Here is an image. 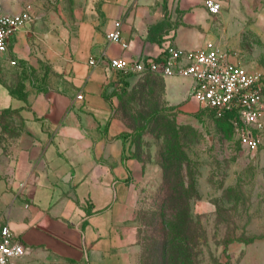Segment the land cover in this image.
I'll return each mask as SVG.
<instances>
[{"label":"rangeland","instance_id":"374dc122","mask_svg":"<svg viewBox=\"0 0 264 264\" xmlns=\"http://www.w3.org/2000/svg\"><path fill=\"white\" fill-rule=\"evenodd\" d=\"M206 1L210 45L264 74V0H214L221 6L215 15ZM28 6L32 21L22 34L29 59L0 63V81L23 99L66 81L60 66L76 61L81 27L73 0H0L6 10ZM95 11L100 27L101 10ZM61 30L71 37L61 39ZM93 56L91 49L88 63ZM164 84L158 75L114 72L103 85L125 156L139 164L127 182L137 263L264 264V131L262 145L251 151L240 144L234 118L199 107L184 113L168 102Z\"/></svg>","mask_w":264,"mask_h":264},{"label":"crops","instance_id":"0c3cea01","mask_svg":"<svg viewBox=\"0 0 264 264\" xmlns=\"http://www.w3.org/2000/svg\"><path fill=\"white\" fill-rule=\"evenodd\" d=\"M73 3L81 27L76 61L60 66L66 81L56 80L24 99L0 81V224L9 225L27 249L21 264H138L127 182L137 177L139 164L125 156V142L103 98L107 75L101 66L89 65L88 54L93 49L94 56L107 51L127 60L158 57L169 42L184 50L203 49L213 42L205 32L210 16L204 0ZM178 9L185 12L178 15ZM115 20L122 24L126 49L107 40ZM24 31L13 40L10 58L29 59ZM60 37L71 36L61 30ZM164 83L172 106L184 113L202 110L191 96L192 78L167 76ZM81 92L84 99L78 100ZM8 111L15 114H3Z\"/></svg>","mask_w":264,"mask_h":264},{"label":"built area","instance_id":"2783aa9c","mask_svg":"<svg viewBox=\"0 0 264 264\" xmlns=\"http://www.w3.org/2000/svg\"><path fill=\"white\" fill-rule=\"evenodd\" d=\"M208 11L215 15L221 6L207 0ZM32 21L31 6L18 14L0 8V63L9 60L13 40ZM107 40L126 49L121 22H116ZM10 58V59H9ZM103 64V65H102ZM92 68L101 66L108 77L116 72L126 78L137 75L179 76L195 82L191 96L204 110L218 116L234 118L240 144L256 151L262 145L264 131V74L233 62L220 49L211 45L199 50H184L172 43L163 47L158 57L139 56L130 60L110 57L107 51L89 60ZM84 99L83 92L77 96ZM25 246L7 224H0V264H21L27 255Z\"/></svg>","mask_w":264,"mask_h":264}]
</instances>
